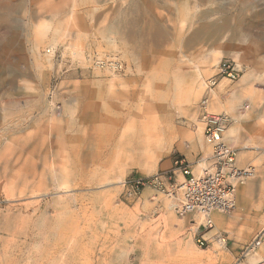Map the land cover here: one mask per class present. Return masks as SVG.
Instances as JSON below:
<instances>
[{
	"label": "rangeland",
	"instance_id": "obj_1",
	"mask_svg": "<svg viewBox=\"0 0 264 264\" xmlns=\"http://www.w3.org/2000/svg\"><path fill=\"white\" fill-rule=\"evenodd\" d=\"M222 59L241 76L220 81L212 103L225 109L209 112L231 117L227 144L255 174L237 185L232 212H214L224 224L212 214L200 247L204 218L180 217V195L146 189L136 200L123 183L170 171L177 157L195 173L210 165L198 104ZM166 121L171 137L143 140L145 123ZM259 125L264 0H0V264L246 261V246L264 243Z\"/></svg>",
	"mask_w": 264,
	"mask_h": 264
},
{
	"label": "built area",
	"instance_id": "obj_2",
	"mask_svg": "<svg viewBox=\"0 0 264 264\" xmlns=\"http://www.w3.org/2000/svg\"><path fill=\"white\" fill-rule=\"evenodd\" d=\"M117 69L121 64L115 62ZM112 65V66H113ZM241 70L235 61L222 59L216 67V73L206 80L203 97L198 104V111L204 123V142L211 149L208 157L209 166L200 173H195L192 164L184 157H177L173 168L167 172L157 173L147 177L131 178L123 183L125 195L128 198L139 200L146 189H152L157 194L176 198L180 195L176 212L180 217L201 214L204 222L199 229L211 231L215 228L212 218L214 212L227 214L237 206V185L255 174L237 167V154L226 141L228 126L231 117L227 114L209 112V105L213 102L215 89L223 79L236 82L240 79ZM226 243V238H221ZM200 247L208 246L204 233L197 238ZM260 240L246 246L243 255L252 249H257ZM257 264H264V260Z\"/></svg>",
	"mask_w": 264,
	"mask_h": 264
},
{
	"label": "bare ground",
	"instance_id": "obj_3",
	"mask_svg": "<svg viewBox=\"0 0 264 264\" xmlns=\"http://www.w3.org/2000/svg\"><path fill=\"white\" fill-rule=\"evenodd\" d=\"M126 15H124L122 18H121V21H120V23L123 25V26H119V28H118V31H120L121 33H123V32H125L126 30H127V28L130 30L131 29V24H130V26H128L129 25V23H128V25H127V23H126V21L125 20H123V18L125 19L126 17H125ZM127 20V19H126ZM127 22H128V20H127ZM146 45V44H145ZM136 48H140V45H136ZM98 64H102V61H98ZM113 64H115V62H113L112 63V65ZM114 67H115V65H113ZM238 66V65H237ZM116 68V67H115ZM204 84V86H205V84H206V81H205V83H202V85ZM198 87V86H197ZM199 88V87H198ZM221 88V87H220ZM219 88V89H220ZM198 90V89H197ZM245 91V90H244ZM196 92V91H195ZM177 96V94L175 95V100H179L180 98H177L176 97ZM179 96V95H178ZM255 97V96H254ZM244 98V97H243ZM259 98V97H258ZM257 98V99H258ZM257 99L256 98H254V100H253V105L255 106L256 104H257ZM194 100H196V99H194ZM235 100V99H234ZM259 100V99H258ZM219 103H217V104H210L209 105V110H212V109H215V110H217V109H225V108H223L220 104L218 105ZM176 106V105H175ZM227 106L228 107H230V108H233V107H235V106H233L232 105V103H228L227 104ZM227 106H226V108H227ZM213 107V108H212ZM229 109V108H228ZM248 109H250V108H248ZM219 111V110H218ZM258 111H259V113H261L262 112V110L261 109H258ZM177 112V111H176ZM229 112V111H228ZM231 112V111H230ZM218 113V112H217ZM241 115V114H240ZM173 123V122H172ZM172 123H170L169 121L167 122H165V124L163 123L162 124V126L159 124V129L157 128V125L155 124V126H152L151 124H148V123H145L144 124V126H143V128H142V134H143V140L146 142V143H151V142H155V141H158V140H162V137H160V136H163V135H165V136H167L168 135V137H171V132H172V130H173V124ZM259 132L261 133V135H264V126H261V125H259ZM202 130L204 129L203 127L201 128ZM201 129H200V131H201ZM229 142L233 145L234 143H235V139H237L236 138V135H235V131H234V129L230 132V134H229ZM194 139V137L192 136V138H191V140H193ZM255 145V144H254ZM207 146V145H206ZM208 147V146H207ZM209 148V147H208ZM211 150V149H210ZM204 167L205 166H203V165H200V169L202 168V169H204ZM250 168V167H249ZM249 168H245V170H247L246 172H250V171H248V170H250ZM202 169H201V171H202ZM254 169V168H253ZM255 171V170H254ZM250 186H248V187H246V188H244V191L245 192H247L248 191V188H249ZM61 189V188H60ZM59 192H61L60 190H59ZM172 203L174 204V207L173 208H175V206H176V201H172ZM171 220H172V217H171ZM218 244H219V246L220 247H224V243L222 242V240H219L218 241ZM261 245H262V242L259 244V246H258V248L259 247H261ZM258 249H252L251 251H249L248 252V254L246 255V257L247 256H249L250 254H255L256 253V251H257ZM250 257V256H249ZM73 258V257H72ZM63 259V258H62ZM250 261H253V262H256L257 260H259V259H257V257L256 258H254V257H250V259H249Z\"/></svg>",
	"mask_w": 264,
	"mask_h": 264
},
{
	"label": "crops",
	"instance_id": "obj_4",
	"mask_svg": "<svg viewBox=\"0 0 264 264\" xmlns=\"http://www.w3.org/2000/svg\"><path fill=\"white\" fill-rule=\"evenodd\" d=\"M226 141H227V138H226ZM240 160V159H239ZM198 166H200V165H198ZM198 172H199V168H198ZM145 192V191H144ZM144 192H143V194H144ZM143 194H142V196H143ZM159 195V194H158ZM142 196H141V198H142ZM156 196H157V193H156ZM140 198V199H141ZM261 214H259V215H257V217H259ZM172 217V220L174 221L175 220V217L171 214L170 215V218ZM213 217L215 218V222L217 223V225L218 224H224L226 221H225V219L220 215V214H216V213H214L213 214ZM199 219H200V221H201V217H198V220H197V223H199ZM255 222V221H254ZM218 227V226H217ZM204 231V230H203ZM202 231V232H203ZM212 231H208V232H206V230H205V233H204V236H205V238L207 237V236H209L210 235V233H211ZM264 243L261 245V247H259L258 248V250L256 251V253L255 254H250L249 256L250 257H254V258H256L257 256H259V257H257V259L258 258H261V259H263L264 258ZM249 256H247V260L246 261H244V262H242V263H240V264H248V263H254L253 261H250L249 259H250V257Z\"/></svg>",
	"mask_w": 264,
	"mask_h": 264
}]
</instances>
